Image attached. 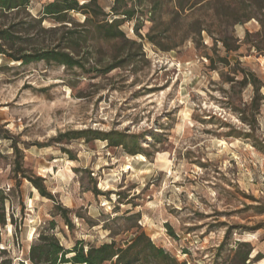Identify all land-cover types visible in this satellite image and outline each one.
I'll return each instance as SVG.
<instances>
[{
  "label": "rangeland",
  "instance_id": "obj_1",
  "mask_svg": "<svg viewBox=\"0 0 264 264\" xmlns=\"http://www.w3.org/2000/svg\"><path fill=\"white\" fill-rule=\"evenodd\" d=\"M47 1L30 0L27 11L0 15V26L28 21L27 12L37 16ZM97 1L109 12L113 0ZM176 1L158 4L155 16L164 23L153 30V42L146 37L152 25L146 13L141 37L129 21L121 27L127 43H81L78 56L87 71L20 64L0 54V235L7 251L0 262L9 256L11 264H30L31 244L52 221L50 231L65 248L77 240L114 239L124 246L142 229L184 264H264V15L247 19L254 11L247 0H184L193 7L173 16ZM71 15L79 22L84 17ZM14 34L13 49L28 50L25 32ZM221 38L236 48L225 51ZM111 63L120 66L101 71ZM240 70L261 84L249 137L234 110L252 96L251 85L239 83ZM85 129L136 134L148 155H130L104 140L67 138ZM13 144L25 173L41 176L53 199L13 172ZM55 202L69 208L72 228Z\"/></svg>",
  "mask_w": 264,
  "mask_h": 264
},
{
  "label": "trees",
  "instance_id": "obj_2",
  "mask_svg": "<svg viewBox=\"0 0 264 264\" xmlns=\"http://www.w3.org/2000/svg\"><path fill=\"white\" fill-rule=\"evenodd\" d=\"M145 1L152 2L148 10L140 8ZM237 1L243 2L245 0ZM29 2L30 0H0V15L25 12ZM159 3H161V0H113L109 12H106L97 0H49L43 4L37 16H31L27 12V15H29L28 21H20L6 27L0 26V54L5 55L9 60L19 61L20 64L45 61L61 64L67 68H79L87 71L83 58L78 56L77 47H80L81 43H85L87 40L114 41L121 39L127 43L129 38L121 28L125 22L133 21V30L141 37L139 29L143 15L147 13L148 20L152 22V25L146 33V37L149 41H155V34H152V32L158 24L164 23V20L155 16ZM247 3V6L254 10L247 19L254 17L256 12L264 15V12H262L264 0H247ZM186 6L187 8L193 7L192 4H185L184 0H177L171 12L172 15H179ZM73 12L82 14L84 16L83 20L81 22L76 21L71 15ZM45 20L50 21L51 25L44 26L43 22ZM31 29H34V32H31ZM59 30H61V34L55 38L53 35ZM20 31L26 34V39L23 40L29 47L26 51V48L13 49L15 38H19L14 33ZM40 32L51 35L49 37L42 36ZM219 41L225 51L236 48V46L231 48L223 38ZM254 46L258 50L262 49L257 44ZM20 51L23 52L20 54ZM129 55L126 53L124 57ZM206 58L210 63L212 62L210 56L207 55ZM219 59L225 65L229 63L225 56H219ZM116 66L120 65L111 63L101 71L105 73ZM240 72L242 75L239 83L243 86L250 84L252 96L247 105L243 108H234V110L238 111L241 121L248 125L249 130L243 133V137H249L254 130L256 115L260 110L262 96L259 90L261 84L253 72L245 70H240ZM235 131L236 136H241L242 132ZM60 135L62 134L58 136ZM58 136L55 139L60 142ZM155 137L153 134L152 139L154 140ZM67 138L104 140L107 146H119L130 155L137 153L148 155L141 146L140 136L136 134H125L115 130L85 129L71 132ZM12 148L16 158L13 164V172L26 178L41 196L53 199V194L45 188L44 179L41 176H32L25 173L19 161L21 154L16 144H13ZM16 185H19V180L16 181ZM95 192L98 193L96 188ZM4 199L5 196L1 192V204H3ZM55 205L64 224L68 228H72L73 223L68 215L69 208L64 207L60 202H55ZM1 208L3 209L2 206ZM4 224V214L1 212L0 226ZM52 228L53 222L51 221V226L43 228L38 234L37 241L31 244L27 257L30 264H104L106 262L112 264H150L152 261H155V264H184L178 262L174 256L169 255L163 248L156 246L142 229L136 230L133 237L124 246L116 243L114 239L97 245L93 243L85 244L82 240H77L70 248H65L55 234L50 231ZM147 250L149 254H147ZM0 252H7L6 247H2L1 235ZM0 264H11V257L8 256ZM19 264H24V262L21 261Z\"/></svg>",
  "mask_w": 264,
  "mask_h": 264
}]
</instances>
